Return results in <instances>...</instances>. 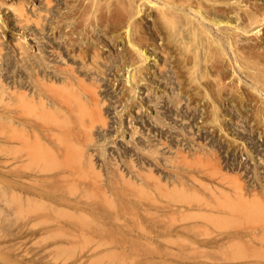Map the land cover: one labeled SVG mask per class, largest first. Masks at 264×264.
<instances>
[{
	"label": "rangeland",
	"instance_id": "rangeland-1",
	"mask_svg": "<svg viewBox=\"0 0 264 264\" xmlns=\"http://www.w3.org/2000/svg\"><path fill=\"white\" fill-rule=\"evenodd\" d=\"M91 1L0 0V36L2 37L0 67H4V71L6 68L15 71L21 70V68L24 70L23 67L26 65L27 67L30 65V69H36L33 64H30L33 62L28 59L30 57L18 52L17 43L19 39L24 40L23 43L29 46L28 53L32 59L34 58L33 54L39 52V55L46 57L47 64L55 65L58 62V65L63 64V59L60 60L61 57L59 58L57 54L64 51L65 56L69 57V50L66 48L68 46L65 43L66 28L69 29V32L71 26V30L74 28L83 29L92 23L96 26L93 35L98 40L96 42L99 43V55L102 56V53H104L103 57H106V61L114 63L113 69L107 72L105 79L102 78L101 80L106 87L100 89H107L105 91L111 93L107 94V97L110 98L111 96L112 101H117L118 97L116 95H121L123 87L127 88L125 85L128 82L125 79L128 67L123 65L116 69L115 65L122 63V60L116 58V56H121L128 48H126L127 44H125V38L123 37L125 33L124 18L121 20L122 24H118L121 21H118V23L116 21L113 26L111 21L107 20V17H110V13L111 16H114L118 12L126 20L131 21L132 29L142 28L146 40L144 49L148 50L149 55V61L146 62L148 73L144 71L145 79L140 82L136 92L139 95L137 103L140 106L132 109L131 116H136L133 118L134 120L130 117L129 119L126 118L125 136L119 135V132L116 131L120 127L118 113L124 112L121 110L122 106H119L120 102L115 103L117 106L110 113L111 119L108 118V122L113 126L110 127L113 135L111 140H115L112 141L116 143L115 145L112 142L105 145L106 142L92 140L86 135L82 136L83 139H80V135V137H76L75 141H73L74 139L66 140L65 138H63L65 141H61L62 137L51 141L52 143L58 142L57 146V144L48 142L50 140L43 133L45 132L44 126L47 128L49 122L44 119H34L35 115L37 116L39 112H42L40 106L35 105L34 108L30 106V109H28V106L21 108L20 105L17 106L15 103H11L8 108H5L7 104L4 106L2 105L3 102L0 103V106H2L0 109L2 110L5 108L10 111V108L12 111H24V114L33 117L35 121H32L35 124L32 125L34 129L37 128L35 131L41 133L40 136L44 140L41 142V138L39 136L37 138L36 132L33 133L31 124L29 128L26 127V131L29 130L26 133L24 128L18 126L19 124L14 125L13 123L0 121V166H2V168L0 167V264H264L263 236L261 237L262 244L260 240L254 239L253 235L252 239L254 240L251 241L250 239L251 242L249 238L245 237L247 238L246 246H242L239 242L240 238L238 237H241V226H238L239 222L233 211L237 184L227 177L232 175L234 171L231 174L226 173L227 169H223L226 178L220 175L217 177L220 172L215 170L211 164H206L211 163V161H207L208 159L206 160V156L211 155L212 157V154H206L203 152L205 150L202 149V146L199 147L198 145H207L205 147L210 150V153L211 149L213 152L218 153L222 158V164L225 165L228 161L237 159L235 147L240 141L241 132L243 130V132H250L249 130L255 126L256 122L253 120L254 118H251L253 113L250 109H255L258 103L257 97L256 99L255 97H252L254 99L250 98L256 96V93H253L251 86L249 87L254 78L248 72L255 71V69L258 70L257 72H261V66H256L254 61L264 58V55H261L264 54V0H216V2L215 0H210L211 2L205 0L204 7L207 8L208 12L203 8L207 13L203 14L207 19L203 23L208 26L211 34L208 38L202 33H196L194 35L197 37L196 39H192L190 33L194 23L191 22V18L184 16L183 13H179L178 24L162 23L163 20L159 19L158 10L152 4L156 0L153 2L146 0L143 5L141 4L143 2H139L141 6H138L142 10L136 7L140 11L139 14L134 13V7L131 8L126 0ZM206 2L208 3L205 4ZM204 10L202 13L205 12ZM248 11H253L259 21L255 19L253 24L252 21L247 19ZM215 12H218L219 15ZM236 12L242 16L239 18L240 20L234 14ZM129 14L133 18L127 17ZM134 14L137 15L134 16ZM212 18L219 21L218 25L215 26ZM227 21L239 28H236L238 34L234 35L233 33V37L236 36L234 46V42L231 43L232 39L229 41L225 37V33L233 32L225 24ZM66 23L69 24L68 27H66ZM127 24L128 21H126ZM162 24H164V27ZM134 25L139 28L134 27ZM167 26L168 28H166ZM70 36L69 40L72 38L73 40L80 39L76 32L71 33ZM215 38L222 39L219 41ZM147 42L148 44H146ZM204 46H207V50ZM196 47L198 48L196 49ZM234 48L236 51L233 52ZM204 49L205 51L210 50L208 52V54L211 53L209 57H205L208 55H205ZM223 52H226L227 55ZM235 52L239 54V59L241 57L244 59L242 61L252 62L257 68L250 63L251 69L240 70L236 66V68L228 67L227 70L224 65L227 64L230 58H234L233 54ZM195 54L198 58L196 57V60L189 64L194 66L188 68V63L185 65L182 58L184 57L187 60ZM103 57L100 60L104 63L105 59ZM254 57H257L258 60ZM206 58L208 59L205 61ZM91 60V58L88 59L89 62ZM70 62L72 61L70 60ZM220 64H223L224 69L218 72L217 66H220ZM186 66L188 70L185 68ZM189 69H191L192 75L195 76H190ZM234 69H236L235 72ZM202 73L206 76H203ZM32 78L34 77L32 76ZM242 91L244 92L241 93ZM237 93L245 96L247 99L244 100L247 102H244L250 105L245 103L241 105ZM2 100L7 101L9 99L3 98ZM121 100L124 104L125 100L122 97ZM250 101L254 102L250 103ZM214 102L220 106L218 110H221L218 111V116H220L218 119L213 118ZM243 112L252 116L248 117L246 115L247 118H245V116H242ZM32 113L33 115H31ZM130 119L131 121H129ZM50 124L59 126V124L53 122H50L49 126H51ZM100 125V121H97L96 126L101 127ZM80 127H83V125L78 128ZM133 129L139 133L133 134ZM259 129H256V132L253 130L251 134H244V139L248 142L253 141L255 143L253 149L256 155L261 154L258 157L264 159V151H262L264 148V134L261 132L262 129ZM23 132L25 133L23 134ZM248 135L251 137H248ZM148 137L153 138L150 141L151 143L146 142ZM86 139L89 140L86 142ZM132 140L141 146V149L138 150L140 157L133 151L129 155L121 153L125 146L133 145L130 143ZM137 140H142L143 143H139ZM165 140L168 141L165 142ZM45 141H47V144ZM59 141L65 146L67 144L68 146H76H69L71 155H69V152L68 156L64 158L63 155L58 154L61 153L58 149L61 147ZM190 141H193L192 144L195 143V145L192 146ZM77 143L79 144L78 147ZM178 143L182 146H179ZM45 145L50 148L57 146V149L50 150V154L47 151L50 148L46 149L47 146ZM230 145H233L234 148ZM106 147L107 150H105ZM179 148L182 150L179 151ZM88 151L95 153L96 158L94 157V159L98 165H96L97 169L79 166L85 162V155ZM108 155L109 157H107ZM104 156L107 157L106 160L113 161L116 159L114 162L118 161L122 165L114 164L113 166V164L108 163L105 166L103 164ZM130 158H135L137 167L129 165ZM250 162L253 161L250 160ZM145 163L146 165H144ZM201 163L203 164L202 167L199 166ZM116 166L120 167L119 170ZM202 168H205L206 173H202ZM208 170L210 173H208ZM260 171H264V169L260 167ZM149 172L150 178L148 177ZM195 174L198 175L195 176ZM192 177L202 180L199 182ZM205 185L208 187L206 188ZM225 207L227 211H232V215L227 214L226 218L225 214L224 216L220 214ZM248 235L251 238L250 234L245 236ZM257 242L262 246L258 245ZM259 246L261 247L259 248Z\"/></svg>",
	"mask_w": 264,
	"mask_h": 264
},
{
	"label": "bare ground",
	"instance_id": "bare-ground-1",
	"mask_svg": "<svg viewBox=\"0 0 264 264\" xmlns=\"http://www.w3.org/2000/svg\"><path fill=\"white\" fill-rule=\"evenodd\" d=\"M89 1V0H87ZM91 1V0H90ZM127 3L129 4V6L134 7L135 9V12L134 13H137L139 14L140 11L137 9L139 8L138 5H140L139 2H143L141 3L142 5L144 4V1L146 0H126ZM150 1H154V0H150ZM207 1H210V0H207ZM212 1V0H211ZM210 1V2H211ZM92 2V1H91ZM138 2V3H137ZM151 2V3H152ZM204 2L205 0H156L154 3L153 6L155 7V9L158 10V13H159V19L163 20L161 21L162 23H170L171 25L174 23L175 24H178L179 23V13H183L184 16L188 17V18H191V22H193V27L191 28V36H192V39H196L197 37H195L194 35H196V33H202L203 35L207 36L208 38H210V29L208 28V26H206V24H204L203 22H205L206 19V16H204L203 14L206 13L207 11V8L204 7ZM216 2V0H215ZM231 2V1H230ZM239 2V1H238ZM81 3V2H80ZM85 3V2H84ZM146 3V2H145ZM150 3V2H149ZM208 2H206L205 4H207ZM214 3V2H212ZM223 3V2H222ZM236 3V2H235ZM244 3V2H243ZM1 4V3H0ZM73 4V3H72ZM89 4V3H88ZM92 4V3H90ZM100 4V3H98ZM221 4V2H220ZM225 4V3H224ZM233 4V3H232ZM253 4V3H252ZM83 5V4H82ZM94 5V4H93ZM214 5V4H213ZM222 5V4H221ZM258 5V4H257ZM99 6V5H98ZM128 6V7H129ZM141 6V5H140ZM248 6V5H247ZM95 7V5H94ZM137 7V8H136ZM143 7V6H142ZM212 7V6H211ZM215 7V6H214ZM96 8V7H95ZM99 8V7H98ZM141 8V7H140ZM139 8V9H140ZM205 8V10L203 9ZM216 8V7H215ZM214 8V9H215ZM246 8V7H245ZM259 8V7H258ZM127 9V8H126ZM134 9H131V10H134ZM137 9V10H136ZM210 9H213V8H210ZM217 9V8H216ZM215 9V10H216ZM219 9V8H218ZM69 10V9H68ZM130 10V11H131ZM141 10V9H140ZM203 10L205 11L204 13ZM225 10V9H224ZM256 10V9H255ZM91 11V10H90ZM93 11V10H92ZM139 11V12H138ZM142 11V10H141ZM181 11V12H180ZM220 11V10H218ZM23 12V11H22ZM26 12V11H25ZM208 12V11H207ZM256 12V11H255ZM24 13V12H23ZM96 13V12H95ZM113 13V12H112ZM216 13V12H215ZM137 14H134L137 15ZM207 14V13H206ZM217 15L218 12L216 13ZM236 14V17L237 19H239L240 16L238 14V12L234 13ZM262 14V13H261ZM264 14V13H263ZM262 14V15H263ZM22 15V14H21ZM88 15V14H87ZM130 15V14H129ZM127 16V17H130V18H133L132 13L130 16ZM79 16V15H78ZM27 17V16H26ZM102 17V16H101ZM106 17V16H105ZM231 17V16H230ZM247 19H249L250 21H255L258 20L257 19V16L256 14L251 11L249 12L248 11V14L246 15ZM259 17V16H258ZM25 18V17H24ZM78 18V17H77ZM124 18V26H125V33H124V38H125V44H127V51L124 52L121 56H116V58H119L120 60H122V63L118 65H115L116 69H119L120 66H126L128 67L127 68V71H126V82L127 85H125V87L127 86V88H122L121 90H123L121 92V95H116L118 98H117V101H112V97L110 96L107 97V94H111V93H107L105 90L107 89H104L106 86L103 85V82L101 81L102 78L105 79L104 77L107 75V72H109L111 69H113L114 67V63H111L108 62V60L106 61V57L104 58L103 57V54L102 53V56L99 55V50H98V47H99V43L96 42L98 40H96L97 38L94 37V33H95V27L94 24L92 25L91 24H86L88 27L85 26V28L83 29H77V28H74L73 30H71L72 26L70 27V31L71 33L73 32H76V34L78 33L79 35V38L80 39H74L73 38L71 40H69V38H71L70 34L66 28V32H65V35H66V44L68 47V50H69V57L65 56L66 54L63 53V52H58L57 56H59L60 60L63 59V64H55V65H51L50 63L47 64V60H45V58L41 55H39V52L34 55V58L32 59L31 58V55H29V46L25 45L26 43H23L24 40H20L18 41V49L19 51L18 52H21L24 56L26 57H30L28 59H31L32 63L30 64H33V67L35 66V70L32 68L30 69L28 65L24 66V70H21L18 69V71H15L14 69H8L6 68V70L4 71V67L1 68L0 67V103L2 104V102L5 106V104H7V106L5 108H8V105H10L11 103H15L17 106L20 105V107H24V106H28L30 109V106H32L31 108H34L33 106H40V108L42 109V112H39V114L35 117L34 116V119H44L46 122H53V123H57L59 124V126H49V123H47L48 127L45 128L44 126V129H45V132H43L46 136V138L48 137V139L50 141L48 142H51L53 140H55L56 138H60L62 137L61 141H65L63 138H65L66 140H72L74 139L73 141H75L76 137H80V139L82 138V136H85L86 137H90L92 140H95V141H99L102 142L104 141V143L106 142L105 145H107V143H111L112 141L114 142L115 140H111V137L113 136L111 133V129L110 127H113L110 125V122H108V118L110 117L111 119V116H110V113H112L114 111V109L116 108L117 105H115L116 102H120V107L122 106L121 110L123 113H118L119 114V125L120 127H118L119 129L116 130L117 132H119L118 134L121 135V136H125L124 133H125V127H126V118L129 119V117L131 119H133L134 117L136 116H131L132 115V109L133 107H139L140 105L137 103V100L139 95L136 93L137 92V87L140 86V82H142L145 78V72L148 73V67H147V64L146 62L149 61V58H148V50L144 49V43L146 42L145 40V37L143 35V30H141L138 26L134 25V27H138L137 29L138 30H135L134 28L132 29V26H131V21L129 20H126V18L121 14L116 13L114 14V16H111V13H110V17L108 16L107 17V20L108 21H111V24L114 26V23L117 21H121L122 19ZM208 18V17H207ZM27 19V18H26ZM75 19V18H74ZM128 19V18H127ZM135 19V17H134ZM264 19V18H263ZM90 20V19H89ZM88 20V21H89ZM106 20V21H107ZM128 21V24L126 25V21ZM133 20V19H131ZM209 20V19H208ZM240 20V19H239ZM73 21V20H72ZM75 21V20H74ZM86 21V20H84ZM178 21V22H177ZM212 21L213 23L216 25H218V22L219 21H216V19L214 20L212 18ZM246 21V20H245ZM259 21V20H258ZM261 21V20H260ZM263 21V20H262ZM4 22V21H3ZM2 22V23H3ZM28 22V20H27ZM63 22H65L63 20ZM76 22H78L76 20ZM82 22V20L80 21V23ZM134 22V21H133ZM190 22V21H189ZM190 22V23H191ZM223 22V21H222ZM22 23V22H21ZM73 23V22H72ZM87 23V22H86ZM110 23V22H109ZM136 23V22H135ZM221 23V22H220ZM219 23V24H220ZM224 23V22H223ZM222 23V24H223ZM231 23V22H230ZM229 23V21L225 22V24H227V26L233 30V32L231 33H225L226 34V39L228 38V40L230 41L231 39V43H233V46L235 45V37H233L237 32L238 30L236 28H238L237 25H231ZM257 23V22H256ZM66 27L69 26L68 23H66ZM76 24V23H75ZM110 24V25H111ZM118 24H122V21ZM184 24V23H183ZM230 24V25H228ZM251 24V23H250ZM254 24V23H253ZM72 25V24H70ZM91 25V26H90ZM116 25V24H115ZM163 27H164V24H162ZM167 25V24H166ZM165 25V26H166ZM188 25V24H186ZM185 25V26H186ZM78 26V25H77ZM75 26V27H77ZM107 26V25H106ZM189 26V25H188ZM56 27V26H55ZM181 27V26H180ZM184 27V26H182ZM259 27V26H258ZM262 27V26H261ZM63 28V27H62ZM81 28V27H80ZM108 28V27H107ZM168 28V26L166 27ZM170 28V27H169ZM174 28V27H173ZM190 28V27H189ZM243 28V27H242ZM59 29V28H58ZM61 29V28H60ZM110 29V28H109ZM171 29V28H170ZM239 29V28H238ZM55 30V28H54ZM158 30V29H157ZM167 30V29H166ZM219 30V29H218ZM226 30V29H225ZM230 30V31H232ZM241 30V28H240ZM100 31V30H99ZM104 31V30H103ZM220 31V30H219ZM229 31V32H230ZM245 31V29H244ZM243 31V32H244ZM94 32V33H93ZM176 33V32H175ZM178 33V32H177ZM234 33V35H233ZM259 33V32H258ZM105 34V33H104ZM217 34V33H216ZM238 34V33H237ZM240 34V33H239ZM250 34V33H249ZM252 34V33H251ZM1 35V34H0ZM19 35V34H18ZM82 35V36H81ZM119 35V34H118ZM198 35V34H197ZM23 36V35H22ZM81 36V37H80ZM115 36V34H114ZM220 36V35H219ZM260 36V34H259ZM1 37V36H0ZM25 36H23L24 38ZM110 37V36H109ZM117 37V36H116ZM114 37V38H116ZM22 38V37H21ZM96 38V39H95ZM169 38V37H168ZM184 38V37H183ZM214 38V37H213ZM0 44L2 45V37L0 38ZM26 39V38H24ZM216 40H218L217 38H215ZM222 39V38H221ZM219 39V41L221 40ZM27 40V39H26ZM62 40V39H61ZM178 40V39H177ZM215 40V41H216ZM153 41V40H152ZM243 41V40H242ZM174 42V41H173ZM171 42V43H173ZM179 43V42H178ZM199 43V42H198ZM203 43V42H201ZM216 43V42H215ZM214 43V44H215ZM221 43V42H219ZM263 43V42H262ZM28 44V43H27ZM148 44V42L146 43ZM239 44V43H238ZM242 44V43H241ZM0 45V46H1ZM101 45V44H100ZM196 45V44H195ZM199 45V44H198ZM202 45V44H201ZM204 45V44H203ZM219 45V44H218ZM257 45V44H256ZM183 46V45H182ZM254 46V44H253ZM32 47V46H31ZM70 47V49H69ZM148 47V46H147ZM180 47V46H179ZM199 47V46H198ZM196 47V49L198 48ZM238 47V45H237ZM2 48V47H1ZM0 48V49H1ZM125 48V50H126ZM149 48V47H148ZM201 49V47H199ZM204 48L206 49L207 46H204ZM214 48V47H213ZM233 48V47H232ZM247 48V47H246ZM61 49V48H60ZM151 49V48H150ZM166 49V48H165ZM180 49V48H179ZM195 49V50H196ZM199 49V50H200ZM204 49V53L205 55L207 54L208 56H205V57H209L210 54H208L209 51H205ZM242 49V48H241ZM153 50V49H152ZM202 50V49H201ZM207 50V49H206ZM235 48L233 49V52H234ZM73 51V52H72ZM181 51V50H180ZM225 51V50H224ZM228 51V50H227ZM226 51V52H227ZM236 51V50H235ZM240 51V49H239ZM246 51V50H245ZM260 51V50H259ZM15 52V51H14ZM17 52V53H18ZM192 52V51H191ZM226 52H223L224 54ZM33 53V52H32ZM57 53V52H56ZM196 53H197V50H196ZM200 53V52H199ZM198 53V54H199ZM214 53V52H213ZM212 53V55H213ZM236 53V52H235ZM233 54L234 55V58L233 59H229V61L227 62V64H225V68L228 70V67H233V68H239L240 70L241 69H248L251 67L250 63L254 65V63L256 64V66H261V72H257L258 70L255 69V71H249L248 74L250 73V75L254 78V81L251 82L252 84L249 85V87L252 89L253 93H256V96H251L250 98L251 99H254L252 97H257V103L258 105L256 106L255 109H250L251 110V113H253V117H251L252 115L251 114H245L243 112V117L245 116V118H247L246 115H248V117L250 116L251 118H254L253 120L256 122L255 123V126L253 129L249 130L250 132H241L242 136H240V141L236 144V155H237V159L233 161H226L227 163L225 165H223L222 163V158H220V155L218 153H216L215 151L213 152L212 149H211V153H210V150L207 149V145H204V144H198L199 147L202 146V149H204L206 154H212V157L211 155H208V157L206 156V160L209 162L211 161V163H206L207 165L208 164H211L215 170H217L218 172H220L219 174H217V177L220 175L222 177H225L226 178V173H234L232 175H229L227 177H229L231 180H234L237 184V191L236 192V199H235V208H233V211H234V214H235V218L237 219V221L239 222L238 226H241V237H238L240 238V244L243 246L245 245L247 242V238H249V241L251 239L254 240L256 239L257 241L260 240V243L263 241L262 240V236L264 237V171H260V167H262L264 169V159H262L261 157H258L260 155H256L255 153V150L253 149L255 147V143L252 142H248L246 139H244V134L248 133V134H251L252 131L260 128L262 129L261 132L264 134V58L263 59H259L257 57H254V58H257L256 60L258 61H254V63L252 62H246V61H242L243 58L240 57L239 59V54ZM250 53V52H249ZM261 53V52H260ZM20 54V53H19ZM184 54V53H183ZM186 54V53H185ZM21 55V54H20ZM32 55V56H33ZM182 55V54H181ZM201 55V54H200ZM227 55V54H225ZM241 55V53H240ZM244 55V54H243ZM261 55H264V54H261ZM23 56V59L25 58ZM168 56V55H167ZM216 56V55H215ZM230 56V55H229ZM242 56V55H241ZM258 56V55H256ZM105 59L104 60V63L101 62L100 59ZM189 57V56H188ZM196 57H197V54L193 55L192 59L191 57H189V59L191 58V61L189 59H187V57H185L187 60L184 59V57L182 58L184 60V64L188 65V68H192L194 65H189L191 64L192 62H194L196 60ZM218 57H219V54H218ZM253 57V56H252ZM261 57V56H260ZM92 59V63H90L88 61V59ZM164 58V57H163ZM198 58V57H197ZM200 58V57H199ZM249 58V57H248ZM16 59V58H15ZM27 59V58H26ZM27 59V60H28ZM208 58L205 59V61L207 60ZM225 59V58H224ZM253 59V58H252ZM51 60V59H50ZM48 60V61H50ZM54 60V59H52ZM70 60L72 62H70ZM80 60V61H79ZM199 61V59H197ZM201 60V59H200ZM244 60V59H243ZM246 60V59H245ZM14 61V60H13ZM16 61V60H15ZM242 61V62H241ZM248 61V60H247ZM250 61V60H249ZM20 62V61H19ZM27 62V61H26ZM30 62V61H28ZM52 62V61H51ZM80 62V63H79ZM113 62V61H112ZM115 62V61H114ZM119 62V61H118ZM245 62V63H243ZM18 64V62H16ZM200 63V61H199ZM206 63V62H205ZM225 63V62H224ZM26 64V63H25ZM24 64V65H25ZM29 64V63H28ZM196 65V64H195ZM213 65V64H212ZM130 66H132L130 68ZM165 66V65H164ZM224 66L223 64L220 66H217V71L218 72H221V70L224 69ZM255 66V68H257ZM8 67V66H7ZM31 67V66H30ZM105 67V68H104ZM130 68V69H129ZM176 68V67H175ZM183 68V67H182ZM187 68V66L185 67ZM187 68V70H188ZM199 68V67H198ZM207 68V66H206ZM209 68V67H208ZM231 68V69H233ZM51 69V70H49ZM203 69V68H202ZM251 69V68H250ZM259 69V68H258ZM29 70V72H27ZM33 70L35 71V73L33 72ZM37 71V72H36ZM119 71V70H118ZM123 71V70H122ZM145 71V72H144ZM160 71V70H159ZM234 72L236 71V69L233 70ZM190 72V73H189ZM189 74H191L190 76L193 77L195 76L194 74L192 75V71L191 69H189ZM202 72V71H201ZM29 73V74H28ZM36 74V78L34 76V74ZM118 73V72H117ZM206 73V72H205ZM109 74V73H108ZM196 74V73H195ZM203 76H206V74L204 75V73H202ZM238 74V73H237ZM244 74V73H243ZM155 75V74H154ZM219 75V74H218ZM221 75V74H220ZM219 75V76H220ZM32 76L34 78H32ZM202 76V75H201ZM200 76V79L202 78ZM159 77V76H158ZM189 77V75H188ZM214 77V76H213ZM218 77V76H216ZM215 77V78H216ZM148 78V77H147ZM197 78V77H195ZM194 78V79H195ZM205 78V77H204ZM114 79V78H112ZM193 79V78H191ZM198 79H199V76H198ZM217 79V78H216ZM216 79H214L215 81H217ZM222 79V78H221ZM108 80V79H107ZM190 80V79H189ZM219 80V78H218ZM223 80V79H222ZM242 80V79H241ZM105 81V80H104ZM149 81V80H148ZM181 81V80H180ZM196 81V80H194ZM200 81V80H199ZM239 81V80H238ZM187 82V81H186ZM235 82V81H234ZM241 82V81H240ZM110 83V82H109ZM113 83V82H112ZM168 83V82H167ZM193 83V82H192ZM242 83V82H241ZM105 84H106V81H105ZM145 84V83H144ZM218 84H222V83H218ZM216 84V85H218ZM246 84V83H245ZM110 85V84H109ZM108 85V86H109ZM233 85V84H232ZM107 86V87H108ZM143 86V85H142ZM148 86V84H147ZM191 86V85H190ZM224 87V85H222ZM220 86V87H222ZM226 86V85H225ZM104 87L103 89H100ZM150 87V86H149ZM232 87V86H231ZM235 88V87H234ZM236 88H239V87H236ZM247 88V87H246ZM173 89V88H172ZM188 89V88H187ZM199 89V88H198ZM226 89V88H225ZM242 89V88H241ZM111 91V90H110ZM113 91V90H112ZM111 91V92H112ZM240 91V90H239ZM244 91H242L241 93H243ZM249 92V91H248ZM118 93V92H117ZM147 93V92H146ZM153 93V92H152ZM184 93V92H183ZM188 93V92H187ZM206 94V93H205ZM236 94V92H235ZM239 94V99L241 101V105L243 104L244 105V99H247L245 98V96L241 95L240 93H237V95ZM219 95V94H218ZM109 96V95H108ZM127 96V97H126ZM201 96V95H200ZM207 96V95H206ZM209 96V95H208ZM121 97L125 100L124 104L121 100ZM205 97V96H204ZM247 97H249L247 95ZM3 98H8L9 100L7 101H3L2 99ZM185 98V97H184ZM189 98V97H188ZM192 98V97H191ZM173 99V98H172ZM210 99V98H209ZM170 100V99H169ZM157 101V100H156ZM174 101V100H173ZM179 101V99H178ZM217 101V100H216ZM255 101V100H254ZM253 101V102H254ZM139 102V101H138ZM213 102V101H212ZM247 102V101H246ZM250 101V103H253ZM177 103V102H176ZM179 103V102H178ZM208 103V102H207ZM215 103V102H214ZM255 105H256V101L254 102ZM0 104V105H1ZM175 104V103H174ZM246 104V103H245ZM249 104V103H247ZM246 104V105H247ZM15 105V106H16ZM250 105V104H249ZM255 105L253 104V106L255 107ZM3 106V107H4ZM12 106V105H11ZM37 106V107H38ZM170 106V105H169ZM2 106H0L1 108ZM14 107V106H13ZM196 107V106H195ZM218 105L213 104V110L214 112L213 115H214V119H218V116L219 113L218 111H221V110H218ZM246 107V106H245ZM252 107V106H251ZM253 107V108H254ZM4 108V109H5ZM27 108V107H25ZM36 108V107H35ZM244 108V107H243ZM2 110L0 109V121L2 122H9L10 123H13L14 125L15 124H19L18 126L24 128V130L26 131V127L28 126L29 128V125L33 124L35 121L33 119V117H30L29 114H24L23 112H19V110L17 111H12L10 108L8 110ZM15 109V108H14ZM13 109V110H14ZM18 109V108H16ZM189 109V108H188ZM210 110V109H209ZM241 110V109H240ZM243 110V109H242ZM253 110V112H252ZM145 111V110H144ZM17 112V113H16ZM29 112V111H28ZM31 112V111H30ZM118 112V111H117ZM247 112V111H246ZM115 113V112H114ZM138 113V112H137ZM178 113V112H177ZM37 114V113H36ZM117 114V115H118ZM153 114V113H152ZM221 114V113H220ZM26 115V116H25ZM29 115V116H28ZM33 115V113L31 114ZM114 115V114H113ZM177 115V114H176ZM212 115V116H213ZM232 115V114H231ZM142 116V115H141ZM193 116V115H192ZM222 117V116H221ZM131 119L129 121H131ZM136 119V118H135ZM213 119V120H214ZM33 120V121H32ZM134 120V119H133ZM250 120V119H249ZM97 121H100L101 123V127H97L96 126V123ZM158 121V120H156ZM204 121V120H203ZM219 121V120H218ZM220 121H223V120H220ZM253 121V122H254ZM213 122V121H212ZM216 122V120H215ZM224 122V121H223ZM44 123V122H43ZM99 123V122H98ZM207 123V122H206ZM221 123V122H220ZM35 124V123H34ZM46 124V123H45ZM86 124V125H85ZM133 124V123H132ZM204 124V123H203ZM211 124V123H210ZM224 124V123H223ZM254 124V123H253ZM12 125V124H11ZM76 125V126H75ZM83 125V127H80L78 128L79 126ZM98 125V124H97ZM33 126V125H32ZM37 126V125H36ZM85 126V127H84ZM148 126V125H147ZM97 129H95V128ZM128 127V126H127ZM154 127V126H153ZM200 127V126H199ZM222 128V126H220ZM27 128V130H28ZM36 128V127H35ZM133 128V127H132ZM245 128V127H243ZM242 128V129H243ZM17 129V127H16ZM37 129V128H36ZM34 129V126H33V133L36 132ZM43 129V130H44ZM225 129V128H224ZM222 129V130H224ZM259 129V130H260ZM20 130V129H19ZM42 130V128H41ZM226 130V129H225ZM29 131V130H28ZM26 131V133L28 132ZM32 131V130H31ZM153 131V130H152ZM200 131V130H199ZM247 131V129H246ZM41 132V131H40ZM256 132V131H255ZM25 132H23L24 134ZM30 133V132H29ZM135 133H139L137 131H135L133 129V134ZM170 133V132H169ZM228 133V132H226ZM39 134V135H38ZM41 133H38V131L36 132V135H37V138L39 136V138H41L40 136ZM84 134V135H82ZM173 134V133H172ZM225 134V132H224ZM29 135V134H28ZM136 135V134H135ZM207 135V134H206ZM35 136V134H34ZM115 136V135H114ZM119 136V137H121ZM145 136V135H144ZM158 136V135H156ZM190 136V135H189ZM193 136V135H192ZM202 136V135H201ZM234 136V135H233ZM246 136V135H245ZM250 135H248L249 137ZM88 137V138H89ZM131 137H132V134H131ZM135 137V136H134ZM186 137V135H185ZM251 137V136H250ZM253 137V136H252ZM261 137V136H260ZM96 138V139H95ZM155 138V137H154ZM197 138V137H196ZM230 138V137H229ZM239 138V137H238ZM247 138V137H246ZM45 139V138H44ZM83 139V138H82ZM135 139V138H134ZM153 138L151 137H148L146 138V142H150L152 141ZM183 139V138H182ZM190 139V138H189ZM236 139V138H235ZM42 138H41V142H42ZM87 140L89 139H86V142ZM102 140V141H101ZM143 140V139H142ZM142 140L138 141L137 142H142ZM163 140V139H162ZM194 140V139H193ZM237 140V139H236ZM44 141V140H43ZM58 141V140H57ZM83 141V140H82ZM129 141V140H128ZM168 141V140H167ZM165 140V142H167ZM177 141V140H175ZM188 141V140H187ZM222 141V140H221ZM46 144H47V141H45ZM60 142V141H59ZM72 142V141H71ZM85 142V141H84ZM85 142V143H86ZM91 143V141H89ZM112 142V143H113ZM136 142V141H135ZM132 141H130L131 144L133 145H127V147L125 146L124 150L121 152L123 154H126V155H129L131 153V151H133L134 153H136L138 156L140 155L139 153V149H141L140 145H137V143H135ZM181 143V141H179ZM191 142V141H190ZM189 142V144H190ZM193 142V141H192ZM191 142V144H192ZM199 142V141H198ZM235 142V141H234ZM10 143V142H9ZM52 143V142H51ZM58 143V142H57ZM57 143H52V144H57ZM76 143V142H75ZM81 143V142H80ZM103 143V142H102ZM143 143V142H142ZM151 143V142H150ZM163 143V142H162ZM170 143V142H169ZM168 143V144H169ZM204 143V142H203ZM45 144V143H44ZM43 144V145H44ZM51 144V145H52ZM67 144V143H66ZM73 144V142H72ZM78 144V143H77ZM89 144V143H88ZM96 144V142H95ZM99 144V143H98ZM114 145L116 143H113ZM261 144V143H260ZM48 145L50 146V144L48 143ZM53 145V146H55ZM59 145H61L59 149V152L61 153H58L59 155H63V157L65 158L66 156H68L69 154V146H73V145H69L67 144V146H65V144H61V142L59 143ZM64 145V146H63ZM86 145V144H85ZM94 145V144H93ZM103 145V144H101ZM100 145V146H101ZM111 145V144H110ZM124 145V144H123ZM144 145V144H143ZM148 145V144H146ZM167 145V144H166ZM172 145V144H171ZM179 145V143H178ZM187 145V144H186ZM195 143L192 144V146H194ZM262 145V144H261ZM47 146V145H45ZM52 146V147H53ZM58 146V144H57ZM57 146H55L54 150H56ZM75 146V145H74ZM73 146V147H74ZM79 146V144L77 145V147ZM83 146H84V143H83ZM88 146V145H87ZM90 146V145H89ZM88 146V147H89ZM99 146V147H100ZM104 146V145H103ZM103 146H102V149H103ZM179 146H182V145H179ZM183 146H185V144H183ZM191 146V145H190ZM191 146V147H192ZM235 146V145H234ZM76 147V146H75ZM96 147V146H95ZM98 147V146H97ZM159 147V146H158ZM171 147V146H170ZM190 147V148H191ZM198 147V148H199ZM210 147V146H209ZM230 147H233V145ZM263 147V146H262ZM50 147H46V149H49ZM53 148H50L49 150V153L51 154V151ZM82 148V147H81ZM94 148V146H93ZM105 148V147H104ZM143 148V147H142ZM147 148V147H146ZM181 148V147H180ZM179 148V151H181L182 149ZM189 148V150H190ZM195 148V147H194ZM197 148V147H196ZM234 148V147H233ZM108 148L106 147L105 150H107ZM117 149V148H116ZM120 149V148H119ZM148 149V148H147ZM172 149V148H171ZM201 149V148H200ZM51 150V151H50ZM71 150V149H70ZM86 151V149H84ZM104 150V149H103ZM112 150V149H111ZM143 150V149H142ZM155 150V149H154ZM177 150V149H176ZM193 150V149H192ZM72 151V150H71ZM84 151V152H85ZM94 151V150H93ZM93 151H88V153H86L87 155L86 156V160L85 162L83 163H79L80 165L79 166H82V167H87V168H91V169H95L96 168V161L94 159V157L96 156L95 153H93ZM120 151V150H119ZM153 151V149H152ZM178 151V153H179ZM183 151H185L183 149ZM262 151H264V148L262 149ZM54 152V151H53ZM96 152V151H95ZM100 152V151H99ZM141 152V151H140ZM119 153V152H118ZM120 153V154H121ZM144 153V152H143ZM181 153V152H180ZM228 153V152H227ZM238 153V154H237ZM57 154V155H58ZM155 154V153H153ZM159 154V153H158ZM183 154V153H182ZM181 154V155H182ZM187 154V153H186ZM54 155V154H53ZM56 155V153H55ZM71 155V152L70 154ZM95 155V156H94ZM201 155V154H200ZM204 155V153H203ZM122 156V155H121ZM150 156V155H149ZM155 156V155H154ZM184 156V155H183ZM198 156V155H197ZM109 157V155L107 156ZM106 157V158H107ZM113 157V156H112ZM124 157V156H123ZM140 157V156H139ZM144 157V156H143ZM199 157V156H198ZM211 157V158H209ZM63 158V159H64ZM96 158V157H95ZM105 156H104V159L106 160ZM119 158V157H118ZM122 158V157H121ZM195 159V157H193ZM233 158V157H232ZM110 159V158H109ZM112 159V158H111ZM135 159V158H134ZM133 158H130V163L129 165H132L134 167H137V164H135V160ZM148 159V158H147ZM150 159V158H149ZM103 160V164L106 166L108 165V163L111 165L113 164H118L120 166L121 163H119L118 161L117 162H114V160L116 161V159H114L113 161H108V159L105 161ZM120 160V159H119ZM141 160V159H140ZM202 160V158H201ZM253 161V162H250ZM127 161V162H128ZM151 161V160H150ZM154 161V160H153ZM157 161V160H156ZM205 161V159H204ZM206 161V162H207ZM81 162V161H80ZM193 162V161H192ZM200 162V161H199ZM4 163V162H3ZM76 163V162H75ZM159 163V161H158ZM173 163V162H172ZM78 164V162H77ZM160 164V163H159ZM193 164V163H192ZM205 164V163H204ZM122 165V164H121ZM146 165V163L144 164ZM151 165V164H150ZM188 165V164H187ZM194 165V164H193ZM203 165L202 163L199 164V166ZM75 166V165H74ZM98 166V165H97ZM152 166V165H151ZM155 166V165H154ZM192 166V165H191ZM210 166V165H209ZM260 166V167H259ZM2 168V166H0ZM119 170L120 167L116 166ZM153 167V166H152ZM151 167V169H152ZM177 167V166H176ZM202 167V166H201ZM211 167V166H210ZM226 167V168H225ZM133 168V167H132ZM139 168V167H138ZM137 168V169H138ZM146 168V167H145ZM207 168V167H206ZM82 169V168H81ZM97 169V168H96ZM150 169V168H148ZM176 169V168H175ZM202 173H206V171H204L205 168H202ZM212 169V168H211ZM214 169H212V171H214ZM223 169H227L226 173L225 171L223 172ZM123 170V169H122ZM134 170V168H133ZM136 170V168H135ZM145 170V169H144ZM201 170V169H200ZM210 170V169H209ZM208 170V171H209ZM124 171V170H123ZM138 171V170H136ZM142 171V170H141ZM151 171V170H150ZM122 172V171H121ZM126 172V171H125ZM216 172V173H218ZM138 173V172H137ZM162 173V172H161ZM201 173V172H200ZM201 173V174H202ZM210 173V171L208 172ZM122 174V173H121ZM120 174V176H121ZM140 174V173H139ZM156 174V173H155ZM214 174V172H213ZM124 175V174H122ZM143 175V174H142ZM179 175V174H178ZM198 175V174H195V176ZM150 176V172H149V175L148 177ZM164 176V175H163ZM207 176V175H205ZM215 176V175H214ZM122 177V176H121ZM124 177V176H123ZM128 177V176H126ZM151 177V176H150ZM149 177V178H150ZM153 177V176H152ZM147 178V177H146ZM159 178V177H158ZM194 178L196 181H199L201 182L202 179H199L197 177H192ZM221 178V177H219ZM228 178V180H229ZM160 179V178H159ZM158 179V180H159ZM161 179H163L161 177ZM218 179V178H217ZM127 180V179H126ZM131 180V179H130ZM129 180V181H130ZM144 180V179H143ZM155 180V179H154ZM204 180V179H203ZM221 180V179H220ZM224 180V179H222ZM226 180V179H225ZM136 181V180H135ZM161 181V180H160ZM173 181V180H172ZM132 182V181H131ZM135 183V182H134ZM140 183V182H139ZM228 183V182H227ZM233 183V182H231ZM234 184V185H236ZM212 185V184H211ZM206 187V185H205ZM208 187V186H207ZM206 187V188H207ZM236 187V186H235ZM223 189V188H222ZM214 190V189H212ZM220 190V188H219ZM196 191V190H195ZM209 191V190H208ZM211 193V192H210ZM222 193V192H221ZM214 194V193H213ZM219 195V194H218ZM225 196V195H224ZM227 196V195H226ZM229 196V195H228ZM217 197V196H216ZM209 202V201H208ZM217 205V204H216ZM215 205V206H216ZM208 206V205H207ZM221 206V205H219ZM210 207V206H209ZM217 207V206H216ZM220 208V207H219ZM222 208V207H221ZM228 208V207H227ZM217 209V208H216ZM215 209V210H216ZM223 209V208H222ZM222 209H219V210H222ZM232 209V208H231ZM235 209V210H234ZM212 210V209H211ZM225 210V211H224ZM222 210L223 212H220L221 216H224L225 214V218L227 216V214L232 215V211L229 210L227 211L226 210V207L225 209ZM218 211V210H217ZM206 212V211H205ZM208 212V211H207ZM219 212V211H218ZM217 213V212H216ZM215 213V214H216ZM231 213V214H230ZM214 214V215H215ZM219 214V213H217ZM219 214V215H220ZM223 214V215H222ZM218 215V216H219ZM216 217V216H215ZM247 234H250L251 235V238L250 236H245ZM252 235L254 237V239H252ZM239 236H240V233H239ZM247 237V238H245ZM250 241V242H251ZM255 242V241H254ZM258 243V242H257ZM263 243V242H262ZM261 243V244H262ZM258 243V245H261ZM247 245V244H246ZM245 245V246H246ZM262 246V245H261ZM259 246V248L261 247Z\"/></svg>",
	"mask_w": 264,
	"mask_h": 264
}]
</instances>
